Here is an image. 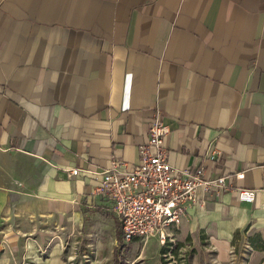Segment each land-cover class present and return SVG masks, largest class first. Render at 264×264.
I'll return each mask as SVG.
<instances>
[{
    "label": "crops",
    "instance_id": "crops-1",
    "mask_svg": "<svg viewBox=\"0 0 264 264\" xmlns=\"http://www.w3.org/2000/svg\"><path fill=\"white\" fill-rule=\"evenodd\" d=\"M156 111L170 165L228 185L174 228L188 264H264V0H0V264L129 251L95 190Z\"/></svg>",
    "mask_w": 264,
    "mask_h": 264
},
{
    "label": "built area",
    "instance_id": "built-area-1",
    "mask_svg": "<svg viewBox=\"0 0 264 264\" xmlns=\"http://www.w3.org/2000/svg\"><path fill=\"white\" fill-rule=\"evenodd\" d=\"M169 133V126L156 111L147 138L138 147V161L129 165L115 158L99 172L101 184L95 191L111 201V210L121 225L123 244L132 239L144 242L154 236L166 240L167 230L177 227L187 207L202 203L209 192L218 193L228 188L223 175L208 176L204 165L193 170L170 165L165 148ZM218 155L217 150L209 147L206 160L216 162ZM81 171L80 167H72L67 173L72 177ZM241 176V173L236 174V177ZM237 193L242 202L255 198V192L249 188H238Z\"/></svg>",
    "mask_w": 264,
    "mask_h": 264
},
{
    "label": "rangeland",
    "instance_id": "rangeland-1",
    "mask_svg": "<svg viewBox=\"0 0 264 264\" xmlns=\"http://www.w3.org/2000/svg\"><path fill=\"white\" fill-rule=\"evenodd\" d=\"M176 231L174 227L167 230L166 240L162 241L158 237H149L147 241H132L130 250H124L118 254V259L114 264H188L193 253L191 252L186 240L181 241L175 238ZM172 239V240H170ZM239 249L241 247L239 246ZM197 257L199 252L195 251ZM239 254L228 264H244L239 260ZM203 264V260L201 261ZM112 264V262H111ZM205 264H210L206 259ZM212 264V263H211Z\"/></svg>",
    "mask_w": 264,
    "mask_h": 264
},
{
    "label": "trees",
    "instance_id": "trees-1",
    "mask_svg": "<svg viewBox=\"0 0 264 264\" xmlns=\"http://www.w3.org/2000/svg\"><path fill=\"white\" fill-rule=\"evenodd\" d=\"M118 226H119V237L121 236V225H120V223H119V221H118ZM116 260H117V256H115L114 257V259H113V261H112V264H114V263H116Z\"/></svg>",
    "mask_w": 264,
    "mask_h": 264
}]
</instances>
